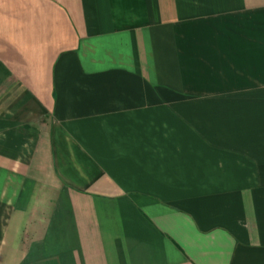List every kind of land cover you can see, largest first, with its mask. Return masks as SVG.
<instances>
[{"label": "crops", "instance_id": "obj_1", "mask_svg": "<svg viewBox=\"0 0 264 264\" xmlns=\"http://www.w3.org/2000/svg\"><path fill=\"white\" fill-rule=\"evenodd\" d=\"M0 264H264V0H0Z\"/></svg>", "mask_w": 264, "mask_h": 264}]
</instances>
